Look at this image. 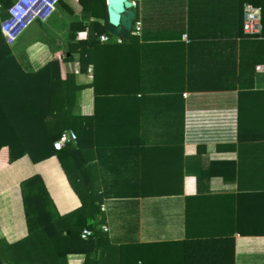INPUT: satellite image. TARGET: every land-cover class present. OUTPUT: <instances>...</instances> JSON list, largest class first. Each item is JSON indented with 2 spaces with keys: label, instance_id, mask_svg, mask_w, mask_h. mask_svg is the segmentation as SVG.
Returning <instances> with one entry per match:
<instances>
[{
  "label": "crops",
  "instance_id": "1",
  "mask_svg": "<svg viewBox=\"0 0 264 264\" xmlns=\"http://www.w3.org/2000/svg\"><path fill=\"white\" fill-rule=\"evenodd\" d=\"M133 10L139 36L103 41L108 35L93 25L104 20L89 17L94 62L78 72L73 54L64 66L85 86L74 114L94 116L88 147L76 141L62 161L36 164L27 156L8 163L0 152V241L26 237L20 183L38 175L60 216L81 206L68 179L96 203L98 222H88L101 233L100 254L162 244L166 257L182 252L181 262L177 250L195 247L199 264H230L231 252L233 264H264V36H244L238 0H136ZM80 19L58 3L28 18L8 45L19 67L35 73L71 56L70 25ZM106 57L117 58L116 75L100 69ZM109 84L132 99L96 108L95 90ZM83 262L82 254L66 257Z\"/></svg>",
  "mask_w": 264,
  "mask_h": 264
},
{
  "label": "trees",
  "instance_id": "2",
  "mask_svg": "<svg viewBox=\"0 0 264 264\" xmlns=\"http://www.w3.org/2000/svg\"><path fill=\"white\" fill-rule=\"evenodd\" d=\"M11 3L12 0H0V21L6 17L5 8ZM57 3L68 14L81 16L79 21L70 25L68 51L71 56L68 58L59 56L39 71L26 73L17 64L0 33V152H6L8 163L23 156H27L33 164L54 156L62 161L68 152L66 149L55 151L53 143L65 131L76 134L77 149L88 147L86 144L90 133V131L88 133L89 120L94 116L74 114L72 108L75 105L76 96L84 91L85 86L76 85L73 76L64 73V66L72 62L73 54L77 55L74 63L78 72L86 73L88 65L94 62L95 59H91L88 48L92 45L90 39L94 37L93 31L88 34V23L87 25L83 23L87 22L89 17L103 19L104 25L95 23L93 30L110 36L105 30L106 0H58ZM246 4L261 9V36H264V0H238V20L241 31L243 6ZM84 31H86L85 38L74 41L76 35ZM129 38L133 36L128 35L124 39ZM106 54V56L115 55L111 51H107ZM109 57H106L100 69L107 66L108 70L116 75L118 60L112 57L113 59L107 61ZM95 78L94 86L96 87L98 79L101 78L98 76L97 79V75ZM145 82L147 78L140 80V83ZM109 85L111 90L108 88L104 92L103 90L100 92V89L95 90L96 108L106 99L107 102L114 104L123 101L124 98H128L129 101L132 99L133 95L117 93L114 85ZM246 95H248L247 92H244V97ZM108 113L111 112L108 111ZM68 180L79 196L81 206L64 216L57 213L40 176L34 175L20 183L27 235L12 244L0 241V264H67L66 257L70 254L84 255L82 264H157L164 261L166 249L162 244L147 245L144 248L140 246L136 252L132 251V246H111L106 252L100 254L101 233L95 229L92 222L91 224L88 222V218L98 222L96 219L99 207L94 202L89 205L88 197L81 195L71 179ZM84 229L91 232L86 239L81 238ZM173 251L176 253V250ZM180 251V249L177 250V252ZM182 251L183 260L181 262L179 259L181 252L178 254L176 264L201 262L199 248H186ZM230 264H233L232 252Z\"/></svg>",
  "mask_w": 264,
  "mask_h": 264
},
{
  "label": "built area",
  "instance_id": "3",
  "mask_svg": "<svg viewBox=\"0 0 264 264\" xmlns=\"http://www.w3.org/2000/svg\"><path fill=\"white\" fill-rule=\"evenodd\" d=\"M58 0H12V3L5 8L6 17L0 21V33L7 45H12L20 30L25 26L30 17H37L42 12L52 10ZM132 8L135 7L136 0H129ZM1 8V7H0ZM141 31V22L134 20L132 23L130 35L139 36ZM242 31L245 35L257 37L261 35V9L250 4L243 6ZM112 40L115 43H121L122 38L118 36H105L103 41ZM76 134L72 131L63 132L53 143L55 151H61L65 146L76 142ZM90 230L84 229L81 238L86 239Z\"/></svg>",
  "mask_w": 264,
  "mask_h": 264
},
{
  "label": "water",
  "instance_id": "4",
  "mask_svg": "<svg viewBox=\"0 0 264 264\" xmlns=\"http://www.w3.org/2000/svg\"><path fill=\"white\" fill-rule=\"evenodd\" d=\"M108 26L106 30L113 36L126 37L135 20V12L129 0H106Z\"/></svg>",
  "mask_w": 264,
  "mask_h": 264
},
{
  "label": "rangeland",
  "instance_id": "5",
  "mask_svg": "<svg viewBox=\"0 0 264 264\" xmlns=\"http://www.w3.org/2000/svg\"><path fill=\"white\" fill-rule=\"evenodd\" d=\"M182 251V250H181ZM176 261H178L177 259H172V258H169V257H166V256H164V261H161V262H159L160 264H164V262H165V264H176ZM159 263H157V264H159Z\"/></svg>",
  "mask_w": 264,
  "mask_h": 264
}]
</instances>
